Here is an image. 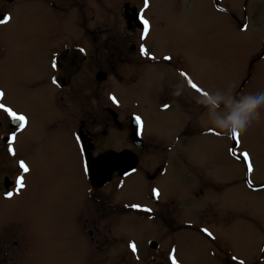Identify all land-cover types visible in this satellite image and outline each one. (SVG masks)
<instances>
[{"label": "rangeland", "instance_id": "1", "mask_svg": "<svg viewBox=\"0 0 264 264\" xmlns=\"http://www.w3.org/2000/svg\"><path fill=\"white\" fill-rule=\"evenodd\" d=\"M30 1L16 0L10 8V23L0 28L3 102L29 121L17 136L14 157L0 143V191L5 178L18 174L16 161L25 160L31 169L24 174L26 188L20 196L0 200V264H149V257L144 256L150 251L149 239L159 244L164 260L175 249L182 264H238L241 260L264 264V101L258 108L260 118L238 130L236 156L229 151L234 146L231 133L235 128L230 134L220 130L247 103L250 92H264V59L256 61L264 53V4L256 0H149L150 31L143 43L151 55L170 56L178 70L187 72L221 105L213 109L218 105L196 93L193 109L182 103L184 108L175 114L156 111L158 94H150L158 89L162 64L139 70L140 88L125 87L116 78L110 83L95 81V72L107 71L106 57L125 34L123 4L138 6L139 0H77L78 5L66 0H37L36 5ZM51 1L57 4L58 14L45 6ZM7 4L2 0V12H8ZM75 24L83 29L78 36L72 34ZM63 43L82 45L96 57L91 68L85 69L86 63L78 75L79 79L88 76L92 95L75 92L72 100L79 105H102L110 92L117 108L123 109L134 99L144 117V136L151 140L142 155V166L148 172L163 167L153 183L160 193L161 223L147 218L145 226L134 227L129 220L137 218L125 212L114 217L120 222L114 218L100 222L102 236L97 243L88 245L89 239L84 240L92 251L89 260L82 258L86 252L74 218L85 182L75 158L64 152L65 158L60 160L63 148L69 149L68 135L60 141L68 115L61 116L57 106L51 108L54 96L45 84L50 74L48 57L54 50L60 54ZM119 72L124 78L129 76L125 67ZM110 84L113 90L108 88ZM145 101L152 107L149 112ZM0 118L7 120L2 112ZM125 135L127 127L115 128L112 145L125 147ZM39 147L40 151L45 148V155L34 157ZM55 150L57 156H49ZM244 152L251 158V174L238 159ZM141 187L142 181L128 180L124 188L135 190L137 198ZM122 195L107 199L114 204L122 201ZM127 195L124 200L133 198L131 191ZM198 227L207 228L213 238L200 233ZM132 243L137 253L132 252Z\"/></svg>", "mask_w": 264, "mask_h": 264}, {"label": "flooded vegetation", "instance_id": "2", "mask_svg": "<svg viewBox=\"0 0 264 264\" xmlns=\"http://www.w3.org/2000/svg\"><path fill=\"white\" fill-rule=\"evenodd\" d=\"M6 1L8 3L7 5H9V10H7L8 12H2V0H0V16H11L10 8L13 6V4H15L16 0ZM66 1H72L74 3L73 5H78L77 0ZM89 1L97 2V0ZM256 1L264 4V0ZM148 2L149 6L147 9L144 8V0H139L138 6L129 5L127 3L123 4L122 16L123 20L125 21V34L122 36V39L126 42H124L120 38L119 45H116V47L114 48L112 47V49L110 50V55H108L105 60V68L107 69V71L99 70L95 72V81L98 83H110L111 78H116L117 82L123 84L125 87L140 88L142 73H139V70L145 66L155 67V65L159 63L162 64L163 69L160 76L158 73L156 74L157 76H159L158 81L156 82V84L158 85V89L150 93L158 94L159 102L156 104L155 110L161 113L169 112L172 110L175 114H178V110L184 108L182 103L186 106V109L189 108V110H192L194 107V94H196L197 92H195L188 86L187 81L184 79V77L179 75L181 71L178 70V68L174 64H172L171 61H167L164 59L165 57H167L166 55L157 57L154 56L155 58H160V60L156 61L155 59H149L148 57L142 56L140 54V45L144 44L145 41L141 40L143 25L141 24L139 16L142 14L143 17L148 20L146 12L151 7L149 0ZM30 3L32 5H36L37 0H31ZM45 6L52 12L58 14V12H56L58 10L56 8L57 4L54 1L49 2V4ZM218 10L222 11L219 6ZM10 21L11 19L7 23H0V28L9 24ZM72 26L73 25H70V27ZM74 26L75 30H73L72 34L73 36H78L81 33L80 31H82L83 29L77 27L76 24ZM130 36L134 38L133 41L130 40ZM68 44L72 43H63V45H61L62 51L60 54L56 53V50H54L48 57L47 64L48 69H50V74L49 77H47V79L45 80V84L47 87H50L52 96H54V99L52 97V101L50 104L51 108H55L57 106V109H59L61 116L65 115V112L66 115H68L67 122L65 121V123L63 124V128L60 129V141L62 139H66V135H68L69 149L63 148V151L59 153V155L61 156L60 160L65 158L64 152L67 153V157L75 158L78 168L82 173V178L85 182V187L81 192V198L79 199L80 202H78L77 206H75L74 208V218L76 223V231L81 237L86 252H82V258H84L85 260H89L92 257V251L88 245L97 243V239L102 236L101 232L99 231L100 222L104 223L107 220L114 218L115 216L121 217L125 212L137 218V220L134 222L129 220V225H131L130 223H132V226L134 227L145 226L142 224H146L147 218H149L150 220L156 219L161 223L163 210L161 208L162 205H160V196H158V198L153 196V189H156L153 186V183L163 173V167L157 166L155 170H153V172H148L145 171L142 166V155L144 154L146 145L151 144V140H147L144 136V117L139 112L138 104L134 99H131L130 107L123 109L117 108L118 106L114 102L108 103V101L110 100V95L112 94L110 92L106 95L108 101L107 99H103L107 101V103L102 105H94L93 102L89 104L79 105L77 104V102L72 100L73 94H76L75 92L84 94L85 97L86 94H89L93 90L90 79L87 78L88 76L86 77L83 75L81 79H79L78 75L82 72V68L84 67L83 65H85L86 63L88 64L85 65V69L91 68V63L96 62V60H94L93 58L96 57L90 56L87 52V49H85V47H82V45L77 46ZM113 45L115 44H112L111 46ZM81 48H83L85 51L81 52ZM146 49L149 56H153L151 55L152 53L147 47ZM262 59H264V53L257 57L256 61H260ZM54 60L58 63V67L55 69L52 67ZM124 67L126 68L125 74L129 75L127 78L121 76V73L119 72V70ZM53 77L57 79L58 84H53ZM122 79H125V82H120V80ZM108 88L113 90L111 84L110 86H108ZM111 96H114V94H112ZM200 96L203 97L204 100L212 101V104H214V106L218 105V107L216 106L213 109L221 108V105L217 104V102L212 98L210 99V96H208L207 94ZM165 104L169 105V107L164 108L163 106ZM145 109L148 112L150 111V109H152V107L150 106L148 108L146 101ZM135 116H139L141 118V126H138L134 122ZM121 126L127 127V135H125L124 137L126 146L123 148H115L112 145L115 128H119ZM12 131H15V126L12 125L11 127L8 119L4 121L3 118H0V143L4 144L5 148L8 145L5 142L4 138ZM77 135L81 138L83 147L86 149V156L81 155L80 153L81 145L77 143ZM100 139H102V142L105 143L104 145L102 142H99ZM177 140H179V138H177L176 141ZM99 144H102L103 147H99ZM43 149L45 148L42 147V150ZM42 150L40 151L39 147V150L34 151V157L38 156L39 154L44 156L45 154L42 153ZM167 150H169V152H172V146H168ZM125 152H127L129 155H133L136 158L137 166L134 168L135 171L131 170L127 174L114 172L111 174L110 180L102 186L93 183L90 174H85L83 171V161L85 159L91 162L99 158L100 156L107 155L109 153L120 154ZM57 153L58 151L55 150L54 152H50L49 154L51 155L49 156H57ZM18 161H16V171L18 172V174L12 175L11 179L5 178L4 183L2 184L3 191H0V200L8 202L14 197L20 196V192L25 190L26 188L25 187L21 189L19 193L14 195L11 199H6L4 196L5 192L15 191V179L17 176H19V174H22L18 169ZM128 180H133L134 182L138 181L139 183L142 181V187L139 190L140 194L138 193L137 198L135 195V190H126V188H124L125 183L128 182ZM144 183H146V185H144ZM112 184H115L113 190L110 191L109 194H106L107 188ZM130 191L133 193V198L124 200V196H128L127 192ZM119 193H123L122 201L116 202L115 200L114 204H111L112 201L110 202V200L107 198L113 195L114 197L118 196ZM102 197H104L105 199ZM130 205H141L144 208L151 209V212L131 208L129 207ZM88 206H90L91 209L89 208L90 211L87 212L86 208ZM138 219L141 221L140 223L137 222ZM114 220L120 222V219L118 218H114ZM123 222L126 221H122L121 223ZM189 227H192V223L189 225ZM198 228L200 229V227ZM200 230V233L206 235ZM85 239H89L88 245L86 241L84 242ZM152 241L155 240L149 239L147 241L146 244L150 251L146 250V252L144 253L145 257H149V264H171L170 260L163 259V254L159 252V244L156 249L150 248L149 244ZM166 256L167 258L169 257L168 252L166 253Z\"/></svg>", "mask_w": 264, "mask_h": 264}, {"label": "snow or ice", "instance_id": "3", "mask_svg": "<svg viewBox=\"0 0 264 264\" xmlns=\"http://www.w3.org/2000/svg\"><path fill=\"white\" fill-rule=\"evenodd\" d=\"M148 6H149L148 0H144V8L147 9ZM10 19H11L10 15L0 16V23H7ZM139 19L141 21V24L143 25L141 40H144L147 38L148 33H149V21L147 19H145L142 14L139 16ZM244 28L246 30L247 25H244ZM80 51L83 52L85 50L83 48H81ZM140 54L142 56L148 57L149 59H153V60L155 59L154 56H149L148 51H147L144 44L140 45ZM164 59L170 61L172 58L169 56V57H165ZM52 67L54 69L58 67V63L55 60L53 61ZM179 75L184 77V79L187 81L188 86L191 89H193L195 92L199 93L200 95H206L207 94L204 89H202L199 85H197L191 79V77L188 75L187 72L181 71L179 73ZM52 82H53V84H58V81L55 77H53ZM4 98H5V92L2 89H0V112L4 113L6 118L9 120V123L11 125L15 126V131L10 132L4 138L5 142L8 145L7 154L14 157L16 155V150H15L14 145H15V142L17 140V136L20 132H23L25 130L29 121H28V117L26 115L17 112L16 110H14L13 107L5 104L3 102ZM110 99H112L114 103H117L116 98L114 96H110ZM163 107L168 108L169 105L165 104ZM134 120L138 126L142 125V121H141V118L139 116H135ZM231 138L234 141V146H233V148L229 149V151L233 156H236L235 144L239 142V132L237 130H234L231 133ZM76 140H77V143L81 145V147H80L81 155L86 156L87 155L86 149L83 147V142L78 135L76 136ZM238 159H241V161L245 163L246 171L249 174H251L253 172V165L251 163V158H250L249 154L247 152L241 153L240 156L238 157ZM109 165L118 166L115 161L107 160L104 157H100L97 160L91 161V162H89V160L85 159L83 161V171L85 174H91L93 172V170H96L99 173H103V171ZM18 169L22 174L17 176L15 179V191L5 192L4 196L6 199H11L14 195L18 194L21 189L26 187L25 180H24V174L30 173L31 169H30L29 165L23 159H20L18 161ZM133 171H135V169H133ZM125 174H127V173H125ZM248 187L249 188L252 187L251 181H248ZM153 196L158 198V196H159V190L158 189H153ZM129 207L135 208L138 210L151 212V209L144 208L141 205H130ZM200 231L205 233L209 238H213L212 233L207 228H203ZM130 248H131L133 253H137L138 250H137L136 245L134 243L130 244ZM261 251L264 252V249H262ZM137 259H139L138 255H137ZM169 260H170L171 264H180V262L175 257V249H173L172 252L169 254ZM233 260L235 261V260H237V258L233 257ZM238 264H244V262L241 260L238 262Z\"/></svg>", "mask_w": 264, "mask_h": 264}, {"label": "clouds", "instance_id": "4", "mask_svg": "<svg viewBox=\"0 0 264 264\" xmlns=\"http://www.w3.org/2000/svg\"><path fill=\"white\" fill-rule=\"evenodd\" d=\"M261 101H264V92L260 89H255L250 92L247 97V103L237 110L233 118L229 121L226 129L221 128L220 130L230 134L232 128H235L237 131L247 129L253 121L260 118L258 108Z\"/></svg>", "mask_w": 264, "mask_h": 264}, {"label": "water", "instance_id": "5", "mask_svg": "<svg viewBox=\"0 0 264 264\" xmlns=\"http://www.w3.org/2000/svg\"><path fill=\"white\" fill-rule=\"evenodd\" d=\"M9 1H13V0H9ZM100 157H104L105 159L110 161H115L118 166L109 165L103 171V173H99L96 170H93V172L90 174V176L92 177L91 180L93 183L98 184L99 186H102L105 183H107L110 180L112 173L114 172H118L120 174L128 173L129 171L133 170L137 165L136 158L133 155H129L127 152L120 154L109 153L107 155H103ZM149 246L150 248L156 249L158 247V244L155 241H152L150 242Z\"/></svg>", "mask_w": 264, "mask_h": 264}]
</instances>
